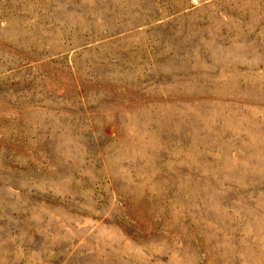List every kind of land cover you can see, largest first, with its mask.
<instances>
[{
    "label": "rangeland",
    "instance_id": "1",
    "mask_svg": "<svg viewBox=\"0 0 264 264\" xmlns=\"http://www.w3.org/2000/svg\"><path fill=\"white\" fill-rule=\"evenodd\" d=\"M0 264H264V0H0Z\"/></svg>",
    "mask_w": 264,
    "mask_h": 264
},
{
    "label": "bare ground",
    "instance_id": "2",
    "mask_svg": "<svg viewBox=\"0 0 264 264\" xmlns=\"http://www.w3.org/2000/svg\"><path fill=\"white\" fill-rule=\"evenodd\" d=\"M22 20V19H21ZM17 30V29H16Z\"/></svg>",
    "mask_w": 264,
    "mask_h": 264
}]
</instances>
